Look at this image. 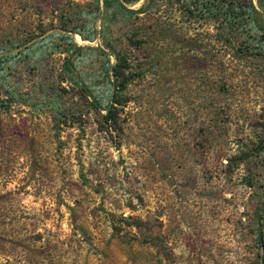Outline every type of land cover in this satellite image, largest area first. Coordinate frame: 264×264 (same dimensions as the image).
Segmentation results:
<instances>
[{"label":"rangeland","instance_id":"374dc122","mask_svg":"<svg viewBox=\"0 0 264 264\" xmlns=\"http://www.w3.org/2000/svg\"><path fill=\"white\" fill-rule=\"evenodd\" d=\"M251 3L232 29L179 0H0V264H260Z\"/></svg>","mask_w":264,"mask_h":264},{"label":"trees","instance_id":"16d2710c","mask_svg":"<svg viewBox=\"0 0 264 264\" xmlns=\"http://www.w3.org/2000/svg\"><path fill=\"white\" fill-rule=\"evenodd\" d=\"M133 0H112V3L115 4V6L124 9L128 12H136L139 13L143 11L145 6H140L135 10L127 9L124 7L122 2H130ZM153 0H147V3H151ZM178 1V0H176ZM181 3H183V8L188 12L189 14H194L195 16L201 17L204 15H210L212 17H215L220 14L224 17V25L227 26L228 28L234 29L237 25H240V20L243 17H246L245 14L249 13H256L254 10V7L251 3V0H179ZM257 4L259 7L264 8V0H256ZM147 4V5H148ZM253 14V15H254ZM252 15V16H253ZM250 21L249 25L246 28L247 24L242 25V30L244 32H250L251 30L258 32L257 36L264 37V26L263 25H256L254 23V19L249 16ZM264 41V38L262 39ZM115 58L118 60L116 65H112V69L115 68V66H120V68H126L128 64L124 61V59H121L117 56ZM118 102L117 97L112 96L110 105L108 107L107 113L104 115L107 118L111 117L110 108L114 106V103ZM264 145V143H263ZM260 165L263 166L262 174L258 175L256 174V177H249L247 181H264V149L261 151V157L259 159ZM258 176V177H257ZM258 178V180H257ZM263 184V190H264V183ZM258 210V206L255 207L254 209V214L256 215V226L259 227L262 224L263 218L261 217V213ZM264 223V221H263ZM260 230L258 228V237H257V242L258 245L260 246L261 250L263 251L260 255V264H264V241L263 237L259 238Z\"/></svg>","mask_w":264,"mask_h":264}]
</instances>
